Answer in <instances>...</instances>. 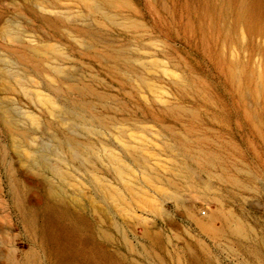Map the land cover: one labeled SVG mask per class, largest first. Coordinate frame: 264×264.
<instances>
[{"label": "rangeland", "instance_id": "1", "mask_svg": "<svg viewBox=\"0 0 264 264\" xmlns=\"http://www.w3.org/2000/svg\"><path fill=\"white\" fill-rule=\"evenodd\" d=\"M28 1L29 0H25V1L24 0H11V1L0 0V19H1L0 29H1V25L2 27H4L5 25H7V23H9V26H11V24L13 26L14 23L18 22L21 24L23 31H25L26 33L28 32V34L30 33L32 34L34 32V35L30 34L31 36L28 34H25L26 36L28 35L27 40L33 37V39L34 38L37 39V40L35 39L36 41H41V39H43V40H47L48 42L51 41V43L62 44L64 45V47L67 48V50L69 51L71 55L74 54L72 56L73 59L70 60L69 62L66 61V63L68 66L72 65L70 67V70H72L73 68L76 70H72V71L69 70V73L73 77L80 79L81 82L83 81L85 83L90 82L89 84H93V86L100 93V96L95 97V99L94 97H90V96L88 97L84 96V99L90 100V101L93 100V102L97 106L98 112L100 111L99 113L109 115V117L112 118L114 121L115 119L116 121L120 119V121H123V123L126 124L127 129H129L130 127L131 129L130 132L135 134L133 137V139H135L134 142L137 145L141 146L142 148V149L140 148V152H143L144 156L146 154L145 157H147V160L151 162L153 166L157 167V169H160V170H157L155 168L154 170L156 172L161 171L159 176L162 179L161 182L163 181V183H160V184H158L159 181L157 180L154 181L155 182L154 184L155 185L157 184V186H159L158 188H156L157 186L152 185L153 182L151 184L146 182V180L144 182L143 180L144 178L142 177L141 174L136 173L134 175L133 171H131V174H129L130 177L127 178L126 176V179L130 181L132 180V183H135L137 181L140 184L143 182L145 185L143 188L144 190L143 191L141 190L140 193L138 194L139 196L142 195V198L140 197L138 198L137 195H134V192L132 190L129 192L130 189L128 190L126 188L127 185L124 184L125 182L122 181V178H120V176L116 173L115 166H114L115 165L114 162H116V160L112 162L114 158L111 159L110 158L111 156H108L110 151H107V153L105 154L107 158L104 156V153H102V157L104 158V159L102 158L103 162L101 161L102 159L101 160L99 159L98 161L97 160L98 158L97 157L95 158L93 156L96 167L95 169H93L90 166V172L92 173V170H96V168H100V170L98 171L102 173L99 174L97 171L98 175L99 176L101 175L102 176L101 178L106 177L110 179L109 181L103 178L102 180L103 181L105 180V181L103 182L100 179L101 180L100 182L105 183V184H108L110 182L109 185L111 186L116 185V188H118L117 189L118 191L116 190V192H120V191L123 192V193L120 192L124 196V197L122 196L123 200L120 199L116 201L115 198H112L111 195L110 197H108L110 192L113 195L114 193L116 194L115 188H112L111 186L109 188L108 185L105 186V184H101L100 182H97L98 180H95L92 177V174L88 172L87 167L81 164L79 165V163L77 162L75 164L73 163L75 166L69 168L70 171L68 173V176L65 177L66 179L69 178L68 180H65V178H63L62 180V178L60 179L59 177H56L55 180H57L59 187H57V182L55 181L51 182L53 184L54 183L56 184V185L54 184V186L57 187L56 191L59 192L58 193L59 196L57 197L58 199L61 196L63 197V195H64V198L66 196L69 198L68 199L66 197L68 201L63 199L62 197L59 199L61 200V202L63 201V203H65L66 206L64 205V207H62L60 206L58 202L53 203L52 200L50 202L49 201L50 199L47 198L48 196L46 195L47 192L45 190H37V191L35 190L34 191L38 195V197L43 199L45 205L52 204V206H54L57 211H60V212L65 211L66 213L70 212L71 213V214L69 213L70 215H77V216L79 215L82 219L83 224L85 223L84 226H86L87 229L88 227H90L87 231H84V230L82 231V234H80L81 237L79 235L78 237L76 236L69 237L68 238L69 243L67 239V243L69 244V246H71V248L73 247L72 249H76L80 247V244L83 243L81 239L85 236H88L90 243L92 245V248H95L103 256H106L107 259H109L110 256H112L111 257L112 259L114 257L113 260L115 261L116 259V261L119 262L120 264H125V263L126 264H129V263L130 264H135V263L136 264H182V263L188 264L190 263V260L191 261L201 260L199 264L201 263L203 264H264V128H263L264 127V105H263V101H261L259 97L256 96L257 99H255V95L247 96L246 94H244L245 95L244 96L243 94H241L242 93L241 88L237 84H233L229 78V66L235 65L238 63V65H235V66L239 67L238 71L242 70V71H239V73L243 74V76L245 77L244 79H246L245 82L248 83L249 80L250 81L252 80L251 81L252 83L249 82V84H251V87L254 88V90L258 87V84H259L258 79L262 73V67H263V61H264V50H263L264 49V37H263L264 34L255 33V34L249 35L247 30L236 29L238 31L235 32L236 30H234L231 37H226L222 32H219L217 34V40L212 41V43L205 46L199 37L200 28H198L200 26L201 12H202L203 4L205 3V0L204 1L201 0L204 3L201 2L200 0H198V2L196 0H190V2L189 0H134V1L133 0H122V1L119 0V2L118 0L117 2L116 0H109V1L105 0L107 2L103 0H92V1L90 0H52L53 2L51 0H47L48 2H46L45 0H42V2H44L46 5L49 6L50 4V7L52 6L55 7V8L52 7L51 9L53 10L55 9V11L57 9L58 10L60 9L58 11L59 13L56 11L58 13V14L56 13L57 15L42 13L40 9L37 7V2H39L40 0H37V1L30 0L29 3ZM113 1L115 2L113 3ZM88 2L91 5H89ZM100 2L104 5L105 9L108 10L106 13H103L106 15L105 16L106 18L112 17V16L114 17L115 15H117L115 13L119 14L120 12L121 15L119 14L116 16V18L118 17L120 20L119 19L115 20L114 19L115 17H114V18H110L112 19V21H109V19L107 20L104 17V15L100 13L98 10L96 9L93 10L95 6L94 4L100 3ZM133 2H135V4ZM3 3L5 4V6ZM85 3L88 6H86ZM10 4H13V5L10 6ZM23 5L24 6L26 5V6L24 7ZM110 5H112V7L114 8L111 7L110 9ZM91 7L93 9H91ZM32 8H34V10ZM4 10L5 11L7 10V11L5 12ZM63 11L66 12V14L68 15H65ZM111 11H112V14H111ZM90 12L91 13L93 12V13L91 14ZM99 13L102 14V17H103L102 19ZM42 14L43 16L41 17ZM69 14L73 18L70 17ZM21 15H24L25 17L24 16L20 17ZM44 15L45 17L50 18L49 21L53 19V22L55 21L58 25L60 24V26L64 28L71 26L70 28L75 29V28H80L81 26V28L83 27L91 31L95 29L97 30V33L99 31L98 34L102 38L103 37L108 38L106 41H115L114 44L116 45H123L127 47V49L131 48L130 51L129 50L126 51L128 55L129 54L131 56L134 55L133 57L136 56V58H140V56L142 55V58L140 59L146 62V69H148V71L140 67V65H138V68L133 66V69L130 67H127L126 69L130 71L131 70L135 71L136 73H139V74L146 75L150 79L151 78L153 79V77L156 76L153 79L154 81L151 79L153 81L152 86L153 85L155 86L153 87L151 86L148 88L147 86H144V85H142L143 87L138 86L136 83H133V82L131 83L127 78H124L123 76L113 73L112 70H109V68H107V66H104L105 64L100 58L94 57V55L92 54L93 50L92 51H88V50L80 51V48L74 45L75 42L73 40L70 41V39L67 38L65 33H62L63 32L62 30L60 31L58 27H55V25L52 24L53 23L52 21H51L52 23L51 22L46 23L44 20ZM60 15L61 16L64 15L66 17L68 16L69 19L71 18L74 20L73 22V20L70 19L72 23L78 22V24H71V21H69L68 17L62 18ZM88 15L90 16L91 20L89 19ZM31 16H34V18ZM123 16H125L123 18L124 20L121 19ZM126 18L128 20H126ZM13 21H16V22L13 23ZM124 21L127 23H125ZM81 22L82 23L87 22L89 24H85V23L79 24ZM61 23H63V25ZM90 23H91V26H89ZM93 24L95 28L93 27ZM148 24L150 27L148 26ZM52 27L53 29L55 28V31L52 30ZM130 29L133 31L134 34L132 33ZM100 32H103V33H100ZM139 35H140V38H139ZM252 35H253V38H251ZM48 37L50 40L47 39ZM162 37L163 38L165 37V38L163 39ZM133 38H135L136 40ZM133 40L136 43H134ZM4 42L5 41L0 37V47L6 44ZM127 44L128 45L132 44V46L131 47L127 46ZM135 44H137L138 46ZM137 48L138 50H136ZM81 53L82 55H80ZM80 57H82L83 59ZM75 59L76 60L78 59V61L80 60L81 64ZM144 59H148V60H144ZM63 62H65V60ZM98 66H100V68H98ZM135 66L137 65L135 64ZM152 66L155 68H153ZM151 67L153 68V70ZM77 69L78 70L80 69V70L77 71ZM90 70L91 72L93 71L94 72L89 73ZM99 71H101V73ZM153 71L156 73V75H151ZM76 72L77 73L79 72V73L77 74ZM96 72L99 74L98 76L99 78L96 76L97 74ZM102 72L105 75H107L109 78L106 77L104 74H102ZM36 73L37 72L35 71L33 72L34 77H35L34 79H36V81L33 80V76H32L31 81L30 79H28L29 80L28 82V80L24 79L23 82L25 81L27 82L26 83L22 82V84L24 85V87H27L28 89L32 91L36 89V86L39 90L46 91L47 86L44 83H42V79H40V76L38 77ZM249 73H251L252 75L251 74L249 75ZM37 80L40 82L39 84L35 83V82L38 83ZM99 80L101 83L103 84L105 83L104 85L106 87L103 84L99 85L100 84ZM124 81H126L125 84H124ZM185 81H187L188 83H191L192 88L195 90L191 91L190 93H186L181 88ZM253 82L255 83V85ZM131 84L133 86H131ZM119 85L121 87H118ZM16 86L18 85L16 84ZM29 86L33 87L34 89L31 87L29 88ZM130 87L131 89H129ZM20 90H19V87H17L13 90H8L7 92L4 91L7 94H4V92L0 90V97H4V96L11 97L7 99V101H5L6 99L1 100L2 102H5V104L4 103H1V104L6 105V106L10 105L11 107L18 108L19 110L32 111V113L34 114L37 113V115H42V119L45 121L46 124L49 123L50 125L52 124L51 126H54L55 125L54 119L49 114H47V112L43 108L42 109L40 108L42 106H40L36 101H32L29 95L28 97L25 96V93H23V91H20ZM138 90L140 92H138ZM143 98L145 100L147 99L146 100L147 102L150 101L149 103H146L148 104L147 106L146 104L144 105L146 101ZM104 99L105 101H103ZM110 99L112 101H110ZM8 100H10V102ZM102 101L105 103V106H107V108L103 106L104 104ZM109 101L111 102V104H109L110 103ZM170 101H172L173 103ZM117 102H119V104ZM163 104H164V107H163ZM110 105L111 106L113 105V108L115 109V111H117L116 113L114 112V109L110 107ZM174 105H180L186 108L187 110H183L180 108L179 109L169 108V106H174ZM249 105H255V106L250 107ZM245 106L248 108H246ZM100 107L103 109H101ZM116 107L117 108L119 107L118 108L119 110ZM260 107H262L263 109ZM238 108L242 110L240 111ZM249 109H251L253 112ZM39 110H41V112ZM139 112H140V115H139ZM147 112L149 115L147 114ZM112 114L114 116L116 115L117 116L114 118ZM249 114H254L255 119L257 120L255 121L252 120ZM132 116H136L137 118L132 117ZM143 118L146 121H144ZM123 119L126 120L127 123H129L128 121L130 120H133L132 121L133 123L134 120L136 119L135 122L138 123L139 126L135 122H134L135 126L132 123L131 125L127 124ZM261 120L263 121L261 122ZM172 121L175 124L171 123ZM43 129L45 130L46 128H43ZM54 129H56L55 131H59L67 136L69 135L68 137H74V139L76 138L83 142L86 141L89 143H93L94 141L97 140L94 145L97 147L100 146V148L103 145L104 146L107 145L105 143L106 141L108 143V148H113V150L116 148L115 150L119 151V153L122 152V155L124 154L122 156L121 154L117 152L121 157H123L124 159H129L133 163L132 167L134 168V171L136 172L141 171V168L140 167L138 168L139 165H137V163L125 151L124 145H120L122 143L120 141L118 142L115 139V136L113 135L112 131L120 133L121 132L120 129H117L115 127L109 128L110 131L108 130L106 134L107 140H105V136L97 137L96 135H93V136L90 135L89 137V135H86L87 137L84 138L85 135L80 136V137L76 135L72 136L66 128H59V129L54 128ZM25 130L30 131L28 128H25ZM39 130L42 132H40ZM44 130H42V128L32 130L35 134L37 133L36 137L39 138L38 141L36 140V143L37 142L39 143V144L37 143L38 145L35 144L37 145L36 148L39 146H42L44 142L46 143L49 142V139H51L50 136L52 137L51 133L49 134L50 131L47 132L46 130L45 131ZM0 132H1L0 133V153L3 155V156L2 155L0 156V171H1L0 175L2 176L0 178L2 179V181H4L6 192H9L10 190L9 182L15 179L14 170L17 168V163L19 166L22 160H24L25 162L27 160L23 159L24 157L21 154H16V152L21 153L20 149H15L12 146H10L12 144L10 141L11 140L10 134L8 136V133H9L8 130L4 128H0ZM109 132L112 134H110ZM185 135L187 136L186 137L187 139L185 138ZM108 137L109 138L112 137V138L108 140ZM181 138L184 142L182 140H179ZM42 139L44 142L42 141ZM190 139L193 141L192 142L189 141ZM215 139H216V142H215ZM16 141L21 142V139L18 138ZM22 141L24 145L26 144L30 147V144H28L27 141H24V140ZM170 143L173 145H171ZM220 144L222 145V147ZM172 146L175 150L178 149L177 152L174 149H172ZM192 148H201L205 150L207 153H211L215 155V157L214 158L210 157L211 158L210 159V158H207V155L206 156L199 155V157L197 158V155L199 153L196 152L195 149H192ZM206 148L208 149L206 150ZM223 149L224 151H222ZM180 152L181 153L183 152L182 153L183 156H181L182 154ZM191 152H193L194 154L190 155ZM4 155L7 160L13 162L14 166L11 164H9L10 166L9 165L3 166L2 159L4 158ZM20 156L22 158L18 161ZM14 157H18V158H14ZM182 157H185V158H182ZM30 160L32 161L33 159L31 158ZM109 160H110V163H109ZM182 160L184 161L182 162ZM203 160H204V163H203ZM29 161L26 162L27 165L31 164L29 163ZM200 161H202L201 164H200ZM205 161H208V162H205ZM216 161L218 162V164L215 163ZM105 162L108 164L105 165ZM209 162L212 164L213 167L211 166ZM188 163H190L189 167H188ZM214 164L216 165L214 166ZM177 165L179 168L177 167ZM180 165H183V166L181 167ZM105 166L107 168L109 167V169L107 170ZM184 166L185 168L187 166L188 169L187 168L184 169ZM23 167L22 169L23 171H25L24 170L25 167L24 168ZM174 167L178 169H175ZM78 168L81 173L78 172L79 171ZM192 168H194L193 170L198 171V172L192 173L193 171ZM8 169H10L11 171L9 172ZM74 169H77L78 171L77 170L74 171ZM180 169L182 173H180ZM183 169L185 171H183ZM206 169L209 172L208 171L204 172L206 171ZM165 170L166 171L168 170L167 172H169L170 170V173L166 174ZM186 170L189 173H187ZM72 171L74 172L73 175H72L73 173ZM82 172L83 173L85 172V173L83 174ZM162 172L165 173V177H168V176L170 177L173 174H177L175 176L176 177L178 176V178L174 176V179L177 182H183L184 177L188 176V174L189 176L190 175L195 176V173H197L196 175L197 178L193 177L192 179L194 182H197L198 188H196L195 190L193 189V191L189 190L191 188L189 189L187 187L182 188L179 191V192L182 191L180 194L181 195L180 198H182V200L180 199L181 202L177 203L178 201L175 198L171 197V195L166 192L167 190L166 191L164 190L167 187L165 185L166 183L170 191L174 190V187L170 188L171 186L166 181L167 179L164 176H162L164 175ZM184 173L186 176L183 175ZM253 173H255V176ZM69 176H75V177H71V178H74V179H71ZM217 176L222 177V178L219 177L221 180ZM135 177L138 179L136 180ZM224 177H225V180H224ZM194 179H196L197 181ZM70 180L72 181V183ZM106 181L108 183H106ZM97 183L98 184L100 183V185H98ZM208 184H211V185H208ZM96 185L99 189L96 187ZM99 186H103V187H99ZM207 186L209 187L207 188ZM105 187H108L111 191ZM60 188H63L64 190ZM206 188L208 189L207 190L208 192L206 191ZM104 189L105 190L107 189L108 191H105ZM25 190L26 189L25 188L23 189V187L19 188L18 186H16L15 192L20 193L21 191H25ZM103 191L106 193L105 195L107 197L103 195L104 194ZM9 195H8L10 199L9 208H7L6 210L5 209L0 210V213H1L0 214L1 215L0 216V229H1L0 233H3V234L5 233L4 234L5 236L3 234H0V241H1L0 242V256H1L0 264H25V262L26 264H48V263L55 264L53 259L50 257L49 246L43 243L40 238V227L42 225V221L40 219L41 217H39V220H37L36 224H32L27 220L25 221L21 219L20 213L18 212V210L16 211L15 209L17 205L15 204L16 206H14V203H12L13 195L11 193ZM75 197L77 198L76 200H75ZM79 198L81 202L78 201ZM133 199H135L136 201ZM217 199L221 200L222 204L219 200L217 201ZM182 201H184V203ZM113 202L114 203L117 202L118 206L117 204H114ZM125 202L129 206L125 204ZM129 202L130 203L132 202V203L129 204ZM95 204H98V205H95ZM120 204L121 206H123V209L121 208V206H119ZM93 205L95 207H93ZM44 207L45 206L43 205L42 208L40 207L41 209L38 208L39 210L38 213ZM69 207L71 210L70 209L68 210ZM124 207L126 209L129 208L128 211L125 210ZM186 208L189 210V212L187 211ZM72 210H73V213H72ZM208 210H211L214 213L218 214L219 219L221 218V220L218 219L217 221L214 222L212 230L202 231L200 227L197 225V223L192 219L189 213L193 212L194 214H196L197 217L202 219L204 222H207L208 217H206L204 213L208 212ZM60 212L58 213L60 214ZM229 212L232 213L233 218L231 214L229 215ZM15 217L17 220H14ZM60 223L64 227H67L69 229L67 225L63 224L62 222ZM7 224H9V226ZM92 225L96 231L93 229ZM2 229L3 230L6 229V231L3 232ZM100 229L102 230L104 234H102ZM7 230H8V233H7ZM232 231L234 233H231ZM8 234H9V237H7ZM102 235L105 237H103ZM3 237L5 238L3 239ZM198 241H201L202 243ZM203 241H205L204 244H203ZM3 243H4V246H3ZM98 244L100 246H98ZM198 244H199V247H198ZM187 246H190V249H191L190 251L192 252L191 254L193 256L189 253L190 252L188 249L189 247L187 248ZM133 248L134 250L132 251ZM184 248H186L187 250ZM147 252L150 253V255H148ZM23 255L25 257H21ZM194 255L196 256V259H194L195 258ZM183 259L185 260V262ZM2 260H3V263L1 262ZM180 261L182 263H180Z\"/></svg>", "mask_w": 264, "mask_h": 264}, {"label": "bare ground", "instance_id": "2", "mask_svg": "<svg viewBox=\"0 0 264 264\" xmlns=\"http://www.w3.org/2000/svg\"><path fill=\"white\" fill-rule=\"evenodd\" d=\"M11 1V0H9ZM25 1V0H24ZM30 1V0H29ZM28 1V3H29ZM37 1V0H35ZM34 1V2H35ZM46 2H48L47 0H45ZM52 1V0H51ZM50 1V2H51ZM92 1V0H90ZM105 1V0H103ZM102 1V2H103ZM109 1V0H108ZM122 1V0H120ZM134 1V0H133ZM198 2V0H196ZM201 1V0H200ZM204 1V0H203ZM201 1V2H203ZM15 2V1H13ZM27 2V1H26ZM53 2V1H52ZM107 2V1H105ZM115 1H113L114 3ZM117 2V0H116ZM119 2V0H118ZM190 2V0H189ZM18 3V2H17ZM21 3V1H20ZM84 3V2H83ZM91 3V2H90ZM135 4V2H133ZM182 3V2H181ZM194 3V2H193ZM200 3V2H199ZM204 3V2H203ZM4 4V3H3ZM34 4V3H33ZM49 4V3H48ZM89 4V2H88ZM94 4V3H93ZM97 4V5H96ZM94 4V9L91 7V9L93 10H98L100 13H106L108 10L105 9L104 5L100 2V3H96ZM162 4V3H161ZM183 4V3H182ZM13 5V4H10V6ZM19 5V4H18ZM36 5V3H35ZM86 5V3H85ZM91 5V4H89ZM179 5V4H178ZM190 5V4H189ZM5 6V4H4ZM22 6V4H21ZM24 6V5H23ZM26 6V5H25ZM24 6V7H25ZM88 6V5H86ZM106 6V5H105ZM184 6V5H183ZM37 7L40 9V11L42 13H47V14H56L59 10L57 9L55 11V9H51L52 7H50V4L49 6L46 5L44 2H42V0H40L39 2H37ZM112 5H110V9H111ZM199 7V6H198ZM28 8V6H27ZM55 8V7H54ZM107 8V7H106ZM114 8V7H112ZM190 8V7H189ZM197 8V6H196ZM195 8V9H196ZM201 8V6H200ZM34 10V8H32ZM90 9V8H89ZM109 9V8H108ZM182 9V7H181ZM191 9V8H190ZM24 10V9H23ZM176 10V9H175ZM200 10V9H199ZM5 11V10H4ZM7 11V10H6ZM5 11V12H6ZM61 12V11H60ZM110 12V11H109ZM115 12V11H114ZM153 12V11H152ZM194 12V11H193ZM59 13V12H58ZM57 13V14H58ZM63 13H65V15H68L66 14V12L63 11ZM91 13V12H90ZM93 13V12H92ZM91 13V14H92ZM99 13V14H100ZM192 13V12H191ZM56 14V15H57ZM61 14V13H60ZM98 14V13H97ZM102 14L101 15V19L103 18L102 17ZM110 14V13H109ZM111 14H112V11H111ZM110 14V15H111ZM117 15L119 14L118 13H115ZM176 14V13H175ZM20 15V14H19ZM38 15V14H37ZM40 15V14H39ZM46 15V14H45ZM44 15V20L46 23H49V22H53V19L51 21L50 18L48 17H45ZM90 15V14H89ZM88 15V16H89ZM104 17L106 16L105 14H103ZM108 15V13H107ZM115 15L114 17H108L106 18L107 20L109 19V21H112V19L110 18H114L115 20L116 19H119L118 17L116 18ZM121 15V14H120ZM167 15V14H166ZM180 15V14H179ZM191 15V14H190ZM6 16V15H5ZM24 15H21L20 17H23ZM43 16V14L41 15V17ZM47 16V15H46ZM49 16V15H48ZM54 16V15H53ZM61 16V15H60ZM70 16V14H69ZM85 16V15H84ZM87 16V17H88ZM91 16V15H90ZM90 16H89V19H90ZM95 16V15H94ZM97 16V15H96ZM178 16V15H177ZM25 17V16H24ZM30 17V16H29ZM34 18V16H31ZM39 17V16H37ZM62 18L63 17H66V16H61ZM68 17V16H67ZM66 17V18H67ZM72 17V16H70ZM86 17V16H85ZM99 17V16H98ZM125 16H123L121 19L124 20ZM129 17V16H128ZM138 17V16H137ZM47 18V19H45ZM73 18V17H72ZM196 18V17H194ZM193 18V19H194ZM198 18V17H197ZM56 19V18H55ZM65 19V18H64ZM69 19V17H68ZM67 19V20H68ZM71 19V18H70ZM73 20V19H71ZM113 19V20H114ZM131 19V17H130ZM27 20V19H26ZM35 20V19H34ZM85 20V19H83ZM87 20V19H86ZM91 20V19H90ZM93 20V19H92ZM114 20V21H115ZM120 20V19H119ZM121 20V21H122ZM126 20H128L126 18ZM1 21V19H0ZM18 21V20H17ZM59 21V20H58ZM105 21V20H104ZM179 21V20H178ZM198 21V20H197ZM196 21V22H197ZM10 22V21H9ZM16 22V21H13V23ZM30 22V21H29ZM51 22V23H52ZM67 22V21H65ZM74 22V20H73ZM89 22V21H87ZM85 23V22H81L79 24H89V23ZM92 22V21H91ZM94 22V21H93ZM125 22V21H124ZM129 22V21H128ZM11 23V22H10ZM50 23V24H51ZM99 23V21H98ZM111 23V22H110ZM127 23V22H125ZM160 23V22H159ZM30 24V23H29ZM28 24V25H29ZM53 25H55V27H58V29L61 31H63L62 33H65V35L67 36L68 39L73 40L75 42L74 45L78 46L80 48V51H92V54L94 55L95 58H100L103 63L105 64L104 66H107V68H109V70H112L113 73L117 74V75H120V76H123L124 78H127L131 83H136L138 86H147L148 87H151L152 86V82L154 81L153 79L156 77H153V81L148 78L146 75H143V74H139V73H136L135 71H130V70H127L126 68L127 67H130L133 69V66L134 67H137L138 68V65H140V67H142L143 69H145L146 71H148V69H146V62H144L143 60H141L140 58H142V55L140 56V58H136L131 56L130 54L128 55L126 53L127 50L130 51L131 48L127 49V47L123 46V45H116L114 44L115 41H106L108 38H102L98 33H97V30H95L94 28V24H93V31L89 30V29H86V28H75V29H72L70 27H61L60 24L58 25L55 21L52 23ZM63 25V23H61ZM71 24H78V22L76 23H72L71 21ZM97 24V22H96ZM113 24V22H112ZM116 24V23H114ZM152 24V23H151ZM26 25V24H25ZM27 25V26H28ZM47 25V24H46ZM66 25V24H65ZM70 25V24H69ZM99 25V24H98ZM97 25V26H98ZM108 25V24H107ZM123 25V24H121ZM33 26V25H32ZM37 26V25H36ZM48 26V25H47ZM75 26V25H74ZM78 26V25H76ZM87 26V25H86ZM91 26V23L90 25ZM109 26V25H108ZM107 26V27H108ZM149 26V24H148ZM184 26V25H183ZM31 27V26H30ZM34 27V26H33ZM46 27V26H45ZM51 27V26H50ZM49 27V28H50ZM150 27V26H149ZM35 28V27H34ZM64 28V29H63ZM88 28V27H87ZM90 28V27H89ZM92 28V27H91ZM131 28V27H130ZM154 28V27H153ZM197 28V26H196ZM200 28L199 29V37L202 41V43L206 46L210 43H212V41H215L217 40V34L219 32H222L226 37H231L232 34H233V31L236 30V29H242V30H247L248 31V34L251 35V34H258V33H261V34H264V0H205V3L203 4V9H202V12H201V18H200V26L198 27ZM31 29V28H30ZM29 29V30H30ZM100 29V27H99ZM103 29V28H102ZM158 29V27H157ZM174 29V28H173ZM27 30V29H26ZM41 30V29H39ZM52 30L55 31V28L53 29L52 27ZM131 30V29H130ZM129 30V32H130ZM155 30V29H154ZM182 30V29H181ZM127 31V30H126ZM132 31V30H131ZM238 30H236L235 32H237ZM37 32V31H36ZM39 32V31H38ZM144 32V31H143ZM142 32V33H143ZM30 33V32H29ZM40 33V32H39ZM38 33V34H39ZM52 33V32H50ZM56 33V32H55ZM100 33H103V32H100ZM106 33V32H105ZM104 33V35H105ZM133 33V31H132ZM155 33V32H154ZM25 34H28V32L26 33L25 31H23L22 29V26L20 23L16 22L14 23V25L12 26H9V23H7V25H5L4 27H2L1 25V29H0V37L5 41L3 46L0 47V90L1 91H5L7 92L8 90H13L17 87H19V90L20 91H23V93H25V96L28 97V95L31 97V100L32 101H36L40 106L41 109L43 108L47 114H49L53 119H54V122H55V125L54 126H51L49 123V125H47L45 123V121L42 119V115H37L32 113V111H24V110H19L18 108H14V107H11L10 105L9 106H6V105H2L1 103H4L5 102H2L1 100H5L7 101V99L11 98V97H7V96H4V97H0V128H4V129H7L8 130V136L10 134V138H11V144L10 146H12L13 148L15 149H20V152L21 153H17L16 154H21L27 161H29L31 158L33 159L31 162L29 161V163H31L30 165H27V161L25 162L24 160H22V162H20L19 166H18V163H17V168L14 170V177L15 179H13L11 182H9L10 184V190L9 192H6V187H5V184H4V181H2V179L0 178V210L1 209H7L9 208V205H10V199H9V194L11 193L13 195V201L12 203H14V206L16 211L18 210V212L20 213V217L21 219L23 220H27L29 221L30 223L32 224H36L37 223V220H39V217H41V221H42V225L40 227V238L42 240L43 243H45L46 245L49 246L50 248V257L53 259L54 263L55 264H120L119 262L113 260L111 258L112 256L109 257V259H107L106 256H103L101 253H99V251H97L95 248H92V245L90 243V240H89V237L88 236H85L83 237L81 240L83 241V243L80 244V247L76 248V249H72L71 246H69V237L71 236H76L78 237V235L80 236V234H82V231H87L90 227H87L84 226L83 222H82V219L81 217L78 215H70L69 213H66L65 211H57L56 208L54 206L49 205V204H44V201L42 198L38 197V195L34 192L35 190H45L47 192V198H49L50 202L51 200L53 201V203H59L60 206L64 207V205L66 206L65 203H63V201L61 202V200H59L57 197L59 196V192L56 191L57 187L58 186V182L56 179V177H59L60 179L62 178H65L66 176H68V173L70 171V167H73L75 166L74 164L77 162L79 163V165H83L85 167H87L88 169V172H90V166L91 168L95 169V162H94V159H93V156L96 158H98L97 160L99 161V159L101 160L103 157H102V153H104V156L105 154L107 153V151H110V153L108 154V156H111L110 158L113 159L112 162H114V160H116L115 163V171L116 173L120 176V178H122V181H124L123 183L126 184V188L129 190V192L132 190L134 192V195H137L138 198H142V195H138L140 193V191L144 190V183H140L139 182H135V183H132V180H128L126 179V176L127 178L130 177L129 174H131V171H133L134 175L137 173V174H141L142 177L144 178V182L146 180V182H148L149 184H151L152 182V185L153 186H157V184L155 185L154 181H159L158 184L160 183H163V181L161 182V177L159 176L160 172H156L154 169L157 167L153 166L151 164V162H149L147 160V157L146 154L144 156V153L143 152H140V148L141 146L137 145L133 139L134 137V133L130 132V127L129 129L126 128V124L123 123V121H120V119L118 121H115L109 117V115H105V114H102V113H99L98 112V109H97V106L96 104L90 100H86L84 99V96L88 97H99L100 96V93L99 91L93 86V84H89V83H85L84 81L81 82L80 79H77L75 77H73L70 73H69V70H70V67L72 66H68L66 61H70L73 59V55H71L69 53V51L67 50L66 47H64V45L62 44H56V43H51L48 42L47 40H43L41 39V41H36L37 39L33 37L30 38L29 40L28 39V34L27 36ZM34 35V32L32 33ZM31 34V35H32ZM58 34V33H57ZM55 34V35H57ZM134 34V33H133ZM138 34V33H137ZM156 34V33H155ZM161 34V33H159ZM30 35V36H31ZM36 35V34H35ZM46 35V34H45ZM62 35V34H61ZM107 35V34H106ZM158 35V34H157ZM156 35V36H157ZM108 36V35H107ZM106 36V37H107ZM112 36V35H111ZM110 36V37H111ZM40 37V36H39ZM46 37V36H45ZM65 37V36H64ZM116 37V36H115ZM158 37V36H157ZM198 37V36H197ZM235 37V36H234ZM264 37V36H263ZM38 38V36H37ZM114 38V37H113ZM139 38H140V35H139ZM161 38V36H160ZM163 38V37H162ZM165 38V37H164ZM163 38V39H164ZM167 38V37H166ZM250 38V37H249ZM253 38V35L252 37ZM36 39V40H35ZM45 39V38H44ZM49 39V37L47 38ZM135 39V38H133ZM197 39V38H196ZM39 40V39H38ZM50 40V39H49ZM132 40V39H131ZM136 40V39H135ZM225 41V40H224ZM58 42V41H57ZM61 42V41H60ZM59 42V43H60ZM121 42V41H120ZM134 42V40H133ZM223 42V41H222ZM227 42V41H226ZM225 42V43H226ZM51 43V44H50ZM63 43V42H62ZM67 43V42H66ZM132 43V42H131ZM136 43V42H134ZM68 44V43H67ZM70 44V43H69ZM133 44V43H132ZM132 44L128 45L127 46H132ZM139 44V43H137ZM135 44V45H137ZM201 44V43H200ZM71 45V44H70ZM100 45V46H99ZM72 46V45H71ZM134 46V45H133ZM138 46V45H137ZM202 46V45H201ZM73 48V47H72ZM134 48V47H133ZM142 48V47H141ZM140 48V49H141ZM215 48V47H214ZM91 49V50H89ZM144 49V48H143ZM138 50V48L136 49ZM142 50V49H141ZM264 50V49H263ZM135 52V51H133ZM138 52V51H137ZM143 52V51H142ZM141 52V53H142ZM145 52V51H144ZM89 53V52H87ZM136 54V53H135ZM82 55V53L80 54ZM76 57V56H75ZM82 58V57H80ZM84 58V56H83ZM82 58V59H83ZM145 58V57H144ZM180 59V58H179ZM65 60V62H63ZM76 60V59H75ZM144 60H148V59H144ZM178 60V59H177ZM78 61V59L76 60ZM92 61V60H91ZM79 63L81 62L80 60L78 61ZM77 62V63H78ZM98 62V61H97ZM100 62V61H99ZM83 63V62H82ZM149 63V62H148ZM81 64V63H80ZM97 64V63H95ZM102 64V63H101ZM135 64L137 66H135ZM183 64V63H182ZM228 64V63H227ZM70 65V64H69ZM149 65V64H148ZM235 65H238L235 64ZM235 65H230L229 66V78L231 80V82L233 84H237L241 90H242V93L241 94H246L247 96L248 95H255V99L256 96L259 97V99L261 101H263V105H264V61H263V67H262V73L261 75L259 76V84H258V87L254 90V88L251 87V84H249V82H251L249 80L248 83L245 82L246 79H244L245 77L243 76V74L239 73V71H242V70H239V67L235 66ZM262 65V64H261ZM85 66V65H84ZM87 66V64H86ZM96 66V65H95ZM156 66V65H155ZM240 66V65H239ZM153 67V66H152ZM151 67V68H152ZM98 68H100V66H98ZM105 68V67H104ZM155 68V67H153ZM152 68V70H153ZM185 68V67H184ZM95 69V68H94ZM72 70H76V69H72ZM70 70V71H72ZM80 70V69H79ZM77 69V71H79ZM87 70V69H86ZM97 70V69H96ZM101 70V69H100ZM105 70V69H104ZM150 70V68H149ZM186 70V69H184ZM37 72L36 75L39 77L40 76V79H42V83H44L46 86H47V89L46 91H43V90H39L36 86V89L35 90H30L28 89L27 87H24V85L22 84V82L25 80H28L30 79V81L32 80V76H33V80L36 81V79H34V74L33 72ZM103 71V70H102ZM106 71V70H105ZM155 71V70H154ZM153 71V73H155ZM91 72V70L89 71V73ZM94 72V71H93ZM91 72V73H93ZM101 73V71H99ZM107 72V71H106ZM144 72V71H143ZM77 73V72H76ZM79 73V72H78ZM77 73V74H78ZM97 73V72H96ZM108 73V72H107ZM150 73V71H149ZM151 74V75H156L155 74ZM98 74V73H97ZM96 76L98 77L99 74ZM102 74H104L102 72ZM198 74V73H197ZM251 73H249L250 75ZM74 75V74H73ZM105 75V74H104ZM103 75V76H104ZM247 75V73H246ZM252 75V74H251ZM75 76V75H74ZM106 77H108L107 75H105ZM42 77V78H41ZM78 77V76H77ZM91 77V76H90ZM116 77V76H115ZM119 77V76H118ZM249 77V76H248ZM252 77V76H251ZM250 77V78H251ZM80 78V77H79ZM99 78V77H98ZM102 78V77H101ZM109 78V77H108ZM121 78V77H120ZM118 78V79H120ZM253 78V77H252ZM83 79V78H82ZM116 79V78H114ZM249 79V78H248ZM79 80V81H78ZM86 80V78H85ZM93 80V79H92ZM122 80V79H121ZM33 81V82H34ZM38 81V80H37ZM96 81V80H95ZM98 81V80H97ZM102 81V80H101ZM157 81V80H156ZM192 81V80H191ZM27 81L23 82V83H26ZM29 82V80H28ZM32 82V83H33ZM87 82V81H86ZM100 82V80H99ZM126 81H124V84H125ZM36 84H39L40 82L38 81L35 82ZM108 83V82H107ZM185 83V84H184ZM182 85V89L186 92V93H190L191 91L195 90L192 88V85L191 83H188L187 81H185ZM252 83V82H251ZM254 83V82H253ZM16 84L18 86H16ZM28 84V83H27ZM31 84V83H30ZM29 84V85H30ZM34 84V83H33ZM103 83L100 82L99 85H102ZM105 84V83H104ZM103 84V85H104ZM115 84V83H114ZM119 84V83H118ZM117 84V85H118ZM159 84V83H158ZM193 84V83H192ZM32 85V84H31ZM41 85V84H40ZM160 85V84H159ZM255 85V83H254ZM33 86V85H32ZM105 86V85H104ZM109 86V85H107ZM126 86V85H125ZM130 86V85H129ZM131 86H133L131 84ZM155 86V85H153ZM152 86V87H153ZM31 86H29L30 88ZM43 87V86H42ZM103 87V86H102ZM106 87V86H105ZM118 87H121L120 85ZM127 87V86H126ZM143 87V86H142ZM158 87V85H157ZM155 87V88H157ZM230 87V86H229ZM33 88V87H31ZM40 88V87H39ZM98 88V87H97ZM133 88V87H132ZM231 88V87H230ZM229 88V89H230ZM34 89V88H33ZM131 89V87L129 88ZM134 89V88H133ZM141 89V88H140ZM145 89V88H144ZM150 89V88H149ZM232 89V88H231ZM100 90V89H99ZM122 90V89H121ZM137 90V89H135ZM155 90V89H154ZM15 91V90H14ZM111 91V90H110ZM133 91V90H131ZM146 91V90H145ZM151 91V90H150ZM4 94H7L5 93ZM11 92V91H9ZM138 92H140L138 90ZM144 92V91H143ZM155 92V91H153ZM232 92V91H231ZM21 93V92H20ZM114 93V91H113ZM125 93V92H124ZM151 93V92H150ZM142 94V93H141ZM146 94V93H145ZM236 94V93H235ZM11 95V94H10ZM144 95V94H143ZM142 95V96H143ZM9 96V95H8ZM202 96V95H201ZM231 96V95H230ZM245 96V95H244ZM104 97V96H103ZM123 97V96H122ZM125 97V96H124ZM234 97V96H233ZM236 97V96H235ZM114 98V97H113ZM112 98V100H113ZM127 98V97H126ZM147 98V97H146ZM93 99V98H92ZM109 99V98H108ZM107 99V100H108ZM144 99V98H143ZM149 99V98H148ZM233 99V98H232ZM236 99V98H235ZM243 99V97H242ZM245 99V98H244ZM11 100V99H10ZM10 100H8L10 102ZM106 100V101H107ZM110 99V101H112ZM121 100V99H120ZM125 100V99H124ZM145 100V99H144ZM147 100V99H146ZM145 100V101H146ZM179 100V99H178ZM177 100V101H178ZM181 100V99H180ZM248 100V99H247ZM246 100V101H247ZM105 101V99L103 100ZM102 101V102H103ZM109 101V102H110ZM122 101V100H121ZM239 101V100H238ZM256 101V100H255ZM125 102V101H124ZM134 102V101H133ZM150 102V101H149ZM149 102H145L144 105L146 103H149ZM168 102V101H167ZM172 102V101H170ZM176 102V101H175ZM240 102V101H239ZM7 103V102H6ZM35 103V102H34ZM115 103V102H114ZM119 104V102H117ZM123 103V102H122ZM169 103V102H168ZM173 103V102H172ZM185 103V102H184ZM234 103V102H233ZM237 103V102H236ZM245 103V101H244ZM104 104V105H103ZM103 106H105V103L103 102ZM107 104V103H106ZM111 104V102L109 103ZM113 104V103H112ZM130 104V103H129ZM175 104V103H174ZM235 104V103H234ZM243 104V103H242ZM255 104V103H254ZM259 104V102H258ZM108 105V104H107ZM121 105V104H120ZM148 104H146L147 106ZM168 105V104H167ZM170 105V104H169ZM196 105V104H195ZM248 105V104H247ZM257 105V104H256ZM101 106V104H100ZM115 106V104H114ZM123 106V105H122ZM236 106V105H235ZM238 106V105H237ZM250 107L251 106H255V105H249ZM260 106V105H259ZM18 107V106H17ZM107 108V106H105ZM110 107L113 108V105ZM126 107V106H125ZM132 107V106H131ZM163 107H164V104H163ZM246 107V106H245ZM39 108V109H40ZM101 108V107H100ZM117 108V107H116ZM119 108V107H118ZM117 108V109H118ZM121 108V106H120ZM170 109H183V110H187L186 108L180 106V105H174V106H169ZM243 108V107H241ZM248 108V107H246ZM258 108V107H257ZM262 108V107H260ZM21 109V108H20ZM103 109V108H101ZM114 109V108H113ZM112 109V110H113ZM134 109V108H132ZM217 109V108H216ZM239 109V108H238ZM263 109V108H262ZM105 110V109H104ZM111 110V111H112ZM119 110V109H118ZM123 110V109H122ZM240 110V109H239ZM242 110V109H241ZM240 110V111H241ZM251 110V109H249ZM254 110V108H253ZM41 112V110H39ZM106 111V110H105ZM137 111V109H136ZM252 111V110H251ZM114 112L116 113L117 111H115L114 109ZM123 112V111H122ZM135 112V111H133ZM146 112V111H145ZM253 112V111H252ZM108 113V112H107ZM190 113V112H189ZM255 113V112H254ZM114 114V113H113ZM112 114V115H113ZM148 114V112H147ZM46 115V113H45ZM116 115V114H115ZM119 115V114H118ZM139 115H140V112H139ZM149 115V114H148ZM261 115V114H260ZM117 116V115H116ZM116 116L113 115V117L115 118ZM128 116V115H127ZM131 116V115H130ZM129 116V117H130ZM205 116V114H204ZM250 118L252 120H257L255 119V115L254 114H249ZM122 117V116H121ZM125 117V116H124ZM132 117H136V116H132ZM139 117V116H138ZM150 117V116H149ZM137 118V117H136ZM219 118V116H218ZM122 119V118H121ZM131 119V118H130ZM142 119V118H141ZM146 119V118H145ZM168 119V118H167ZM259 119V118H258ZM49 120V119H48ZM52 120V119H51ZM124 120V119H123ZM136 120V119H135ZM134 120V122H135ZM144 120V118H143ZM220 120V119H219ZM126 123L127 121L124 120ZM131 121V122H130ZM128 121L129 123L127 124H130L132 123L133 120H130ZM146 121V120H144ZM143 121V122H144ZM153 121V120H152ZM263 120H261L262 122ZM134 122L132 124H134ZM142 122V121H141ZM151 122V121H150ZM260 122V121H258ZM257 122V123H258ZM51 123V122H50ZM136 123V122H135ZM156 123V122H155ZM159 123V122H158ZM161 123V122H160ZM170 123V121H169ZM171 123H174L173 121ZM138 126L139 124L136 123ZM142 124V123H141ZM175 124V123H174ZM178 124V123H177ZM260 124V123H259ZM143 125V124H142ZM145 125V124H144ZM135 126V124H134ZM261 126V125H260ZM259 126V127H260ZM117 128V129H120L121 132H113V135L115 136V139L119 142H121L122 144L120 145H124V149L125 151L130 155V157L137 163L138 168L140 167L141 168V171H134V168L132 167V162L129 160V159H124L123 157H121L119 154L122 155V152L119 153V151L117 150H113V148H108V143L105 141V143L107 145H103L104 142H103V146L100 148V146H95V142L97 141H94L93 143H89V142H83L79 139H74V137H68L67 135L59 132V131H55L56 129L54 128H66L69 133L73 136H84V138H86L87 136L86 135H96L97 137L98 136H105V140H107L106 138V134H107V131L109 130V128ZM212 127V126H211ZM25 128H28L30 131H27L25 130ZM42 128V130H44L43 128H46L45 130L49 132V134L51 133L52 137L50 136L51 139H49V142H44L43 139L42 141L44 142V144H42V146H39L36 148V146L39 144L36 143V140L38 141L39 138L36 137L37 136V133L35 134L32 130H36V129H40ZM53 128V129H52ZM160 128V127H159ZM163 128V127H162ZM180 128V127H179ZM264 128V127H263ZM3 130V129H2ZM44 130V131H45ZM114 130V129H113ZM133 130V129H132ZM4 131V130H3ZM40 131V130H39ZM65 131V130H64ZM63 131V132H64ZM110 131V130H109ZM5 132V131H4ZM36 132V131H35ZM42 132V131H40ZM141 132V131H140ZM178 132V131H177ZM1 133V132H0ZM66 133V132H65ZM68 133V134H69ZM110 133V132H109ZM110 133V134H112ZM196 133V132H195ZM5 134V133H4ZM48 134V135H49ZM44 135V134H43ZM163 135V133H162ZM179 135V134H177ZM184 135V134H182ZM198 135V134H197ZM6 136V135H5ZM109 136V134H108ZM112 136V135H110ZM112 136V137H114ZM138 136V135H137ZM189 136V135H188ZM88 137V138H89ZM96 137V138H97ZM112 137H108V140L111 139ZM183 137V136H181ZM187 136L185 135V138ZM207 137V136H206ZM5 138V137H4ZM3 138V140H4ZM20 138L21 139V142H17L16 140ZM38 138V139H36ZM48 138V137H46ZM184 138V139H185ZM169 139V138H168ZM187 139V138H186ZM195 139V138H194ZM197 139V138H196ZM200 139V138H199ZM27 141L28 144H30V147L28 145H24V143H22L23 141ZM90 140V139H89ZM99 140V138H98ZM101 140V139H100ZM103 140V139H102ZM139 140V138H138ZM179 140H182L179 139ZM211 140V138H210ZM88 141V140H87ZM183 141V140H182ZM189 141H193V140H189ZM205 141V140H204ZM26 142V143H27ZM40 142V141H39ZM42 142V143H43ZM184 142V141H183ZM190 142V143H191ZM197 142V141H196ZM199 142V141H198ZM203 142V141H202ZM215 142H216V139H215ZM218 142V141H217ZM195 143V142H193ZM37 144V145H35ZM167 144V143H166ZM171 144V143H170ZM168 144V145H170ZM192 144V143H191ZM198 144V143H197ZM217 144V143H216ZM6 145V144H5ZM32 145V147H31ZM97 145V144H96ZM173 145V144H171ZM175 145V144H174ZM179 145V144H178ZM187 145V144H186ZM221 145V144H220ZM218 145V146H220ZM181 146V145H180ZM111 147V146H109ZM179 147V146H178ZM212 147V146H211ZM222 147V145H221ZM144 148V147H143ZM209 148V147H208ZM206 148V150L208 149ZM9 149V148H8ZM12 149V148H11ZM142 149V148H141ZM172 149L173 146H172ZM181 149V148H179ZM192 149H195L196 152H198L199 154L197 155V158L199 157V155L201 156H206L207 155V158H214L215 155L211 154V153H207L205 150L201 149V148H192ZM225 149V147H224ZM224 149L222 151H224ZM175 150V149H174ZM172 150V151H174ZM178 150V149H177ZM177 150H175L177 152ZM213 150V149H212ZM219 150V149H218ZM231 150V149H230ZM19 151V150H18ZM124 151V152H125ZM217 151V149H216ZM229 151V150H228ZM119 154H118V153ZM123 152V153H124ZM139 153V154H137ZM181 153V152H180ZM183 153V152H182ZM181 153V154H182ZM224 153V152H223ZM186 154V153H185ZM191 154H194L193 152L190 153ZM2 154L0 153V156ZM124 155V154H123ZM122 155V156H123ZM127 155V154H126ZM3 156V155H2ZM17 156V155H15ZM148 156V155H147ZM183 156V154L181 155ZM231 156V155H230ZM12 157V156H11ZM106 157V156H105ZM186 157V156H185ZM185 157H182V158H185ZM14 158H18V157H14ZM22 157L20 156L18 161L21 159ZM107 158V157H106ZM190 158V157H189ZM210 158V159H211ZM217 158V157H216ZM29 159V160H28ZM104 159V158H103ZM103 159L101 160L103 162ZM131 159V160H132ZM202 159V158H200ZM224 159V158H223ZM17 160V159H16ZM192 160V159H190ZM194 160V159H193ZM196 160V159H195ZM199 160V159H198ZM205 160V159H204ZM204 160H203V163H204ZM100 161V162H101ZM184 160H182L183 162ZM230 161V160H229ZM233 161V160H232ZM176 162V161H175ZM189 162V161H188ZM202 161H200V164H201ZM205 162H208V161H205ZM213 162V161H212ZM74 163V164H73ZM98 163V162H97ZM109 163H110V160H109ZM210 163V162H209ZM216 164H218V162L216 161L215 162ZM229 163V162H227ZM2 164L3 166H8L9 164L13 165V162L12 161H9L6 159L5 155H4V158L2 159ZM16 164V163H15ZM101 164V163H100ZM104 164V163H103ZM102 164V166H103ZM108 164L105 162V165ZM182 164V163H181ZM187 164V163H186ZM189 164L188 163V167H189ZM211 164V163H210ZM214 164V166L216 165ZM99 165V164H98ZM113 165V163H112ZM196 165V164H195ZM204 165V164H203ZM209 165V164H208ZM220 165V164H219ZM218 165V166H219ZM223 165V164H222ZM221 165V166H222ZM10 166V165H9ZM25 168H24V167ZM108 166V165H107ZM110 166V165H109ZM181 167L183 165H180ZM191 166V165H190ZM206 166V165H205ZM212 166V164H211ZM237 166V165H236ZM22 167L24 168L25 171H23ZM178 167V165H177ZM188 167L186 166V168L188 169ZM213 167V166H212ZM8 168V167H7ZM10 168V167H9ZM75 168V167H74ZM105 168L108 170L109 167L107 168L105 166ZM136 168V169H138ZM175 168V167H174ZM179 168V167H178ZM178 168H175V169H178ZM185 166H184V169H186ZM195 168V167H194ZM192 168V170L194 169ZM199 168V167H198ZM197 168V169H198ZM208 168V167H207ZM11 169V168H10ZM10 169L9 172L11 171ZM183 169V171H185ZM191 169V167H190ZM196 169V168H195ZM240 169V168H239ZM77 170V169H74V171ZM79 170V168H78ZM77 170V171H78ZM100 168H96V170H92V173L90 172V174H92V177L95 179V180H98L97 182H100L103 178H105V180H109L108 178L106 177H103L101 178L102 176L98 175V173H102L100 171ZM157 170H160V169H157ZM164 170V169H163ZM162 170V171H163ZM201 170V169H200ZM210 170V169H209ZM212 170V169H211ZM215 170V169H214ZM213 170V171H214ZM241 170V169H240ZM243 170V169H242ZM7 171V170H6ZM83 171V169H82ZM98 171V173H97ZM111 171V170H110ZM109 171V172H110ZM166 171V170H165ZM164 171V172H165ZM168 171V170H167ZM165 172L166 174L167 173H170V170L169 172ZM190 171V170H189ZM204 171V170H203ZM208 170L206 169V171L204 172H207ZM220 171V170H219ZM73 172V171H72ZM79 173L80 170L78 171ZM175 172V171H174ZM177 172V171H176ZM187 172V170H186ZM191 172V171H190ZM194 172H198V171H195L193 170L192 173ZM209 172V171H208ZM221 172V171H220ZM229 172V171H228ZM1 173V171H0ZM83 173V172H82ZM85 173V172H84ZM83 173V174H84ZM163 173V172H162ZM161 173V175H162ZM165 173H163L165 177ZM180 173H182L181 169H180ZM179 173V174H180ZM189 173V172H187ZM200 173V171H199ZM211 173V172H210ZM217 173V172H216ZM239 173V172H238ZM249 173V171H248ZM251 173V172H250ZM74 174V172L72 173V175ZM87 174V173H86ZM89 174V173H88ZM172 174V173H171ZM212 174V173H211ZM223 174V173H222ZM254 176H255V173H253ZM78 175V173H77ZM105 175V174H104ZM133 175V176H134ZM177 175V174H173L172 176H168V177H165L168 182V184L171 186L170 188L174 187V190H171L169 189L167 183L165 184L167 187V189L165 188L164 190L171 195V197L175 198L179 203L181 202L180 199L182 200L181 197V192H179L182 188H191L189 190H192L193 189L195 190L197 187V182H194L193 181V177L197 178V173H195V176L193 175H190L188 174V176L185 175V173L183 174L184 176V181L183 182H177L175 179H174V176ZM218 175V174H217ZM226 175V174H225ZM238 175V174H237ZM80 176V175H79ZM132 176V177H133ZM181 176V175H180ZM213 176V175H212ZM221 176V175H220ZM220 176H217L218 178ZM224 176V175H223ZM0 177H2L0 175ZM5 177V176H4ZM70 178L71 177H75V176H69ZM81 177V176H80ZM89 177V176H88ZM91 177V176H90ZM163 177V178H164ZM176 177V176H175ZM182 177V179H183ZM6 178V177H5ZM8 178V176H7ZM77 178V177H76ZM75 178V179H76ZM82 178V177H81ZM178 178V176L176 177ZM181 178V177H180ZM186 178V179H185ZM216 178V177H215ZM222 178V177H220ZM219 178V179H220ZM227 178V176H226ZM237 178V177H236ZM69 179V178H68ZM65 178V180H68ZM71 179H74V178H71ZM101 179V180H100ZM135 179L137 180L138 178L135 177ZM104 180V181H105ZM165 180V179H164ZM196 180V179H194ZM221 180V179H220ZM224 180H225V177H224ZM230 180V179H229ZM50 181V182H49ZM57 182V187L54 186L53 183L51 182ZM71 181V180H70ZM78 181V180H77ZM80 181V180H79ZM91 181V180H90ZM103 181V180H102ZM103 181V182H104ZM197 181V180H196ZM223 181V180H222ZM8 182V181H7ZM67 182V181H66ZM65 182V183H66ZM74 182V181H73ZM113 182V181H112ZM134 182V181H133ZM72 183V181H71ZM93 183V181H92ZM101 183V182H100ZM100 183L98 185H100ZM106 183H108L106 181ZM157 183V182H156ZM210 183V182H208ZM8 184V183H7ZM64 184V182H63ZM74 184V183H73ZM101 184H105V183H101ZM110 182L108 184H105L109 186ZM112 184V183H111ZM56 185V184H55ZM164 185V186H165ZM199 185V184H198ZM208 185H211V184H208ZM16 186H18L19 188L20 187H23V189L25 188L26 190L25 191H21L20 193H16L15 192V189H16ZM115 186V187H113ZM202 186V185H201ZM63 187V186H62ZM66 187V186H65ZM97 187V185H96ZM95 187V188H96ZM99 187H103V186H99ZM112 188H115V192L118 188H116V185H112L111 186ZM118 187V186H117ZM159 186H157L156 188H158ZM209 186H207L208 188ZM211 187V186H210ZM98 188V187H97ZM96 188V189H97ZM107 189H109L108 187H105ZM161 188V186H160ZM206 188V191L208 190ZM62 190H64L63 188H60ZM99 189V188H98ZM105 190V191H108V190ZM103 190V189H101ZM110 190V189H109ZM114 190V189H112ZM187 190V189H186ZM185 190V191H186ZM111 191V190H110ZM109 191V192H110ZM118 191V190H117ZM184 191V190H183ZM210 191V189H209ZM104 192V191H103ZM108 192V193H109ZM121 193H123L122 191H120ZM120 192H116V194L114 193V195L111 193H109V196L110 195L112 196V198H115L116 201L118 200H123L122 196L123 194H121ZM208 192V191H207ZM9 193V194H8ZM42 193V192H41ZM45 193V192H44ZM43 193V194H44ZM61 194V193H60ZM64 194V193H63ZM106 193L104 192L103 195H105ZM207 194V193H206ZM9 195V196H8ZM108 195V194H107ZM70 196V195H69ZM106 196V195H105ZM104 196V197H105ZM127 196V195H125ZM136 196V198H137ZM67 197V196H66ZM66 197L64 198V195H63V199L67 200ZM107 197V196H106ZM105 197V198H106ZM124 197V196H123ZM203 197V196H202ZM9 200H8V199ZM12 198V197H11ZM68 198V197H67ZM132 198V197H131ZM69 199V198H68ZM72 199V198H71ZM77 198L75 197V200ZM130 199V198H129ZM45 200V199H44ZM109 200V198H108ZM135 200V199H133ZM219 199H217L218 201ZM47 201V199H46ZM68 201V200H67ZM78 201L81 202L80 198L78 199ZM132 201V200H130ZM136 201V200H135ZM221 202V200H219ZM95 202V200H94ZM134 202V201H132ZM131 202V203H132ZM184 203V201H182ZM112 203V202H111ZM114 203V202H113ZM129 202V204H131ZM181 203V204H183ZM16 204V205H15ZM114 204H117L118 206V203H114ZM125 204H127L125 202ZM222 204V202H221ZM43 205L45 206L39 213H38V208L41 209L43 207ZM70 205V204H69ZM78 205V204H77ZM95 205H98V204H95ZM100 205V204H99ZM124 205V204H123ZM128 205V204H127ZM126 205V206H127ZM116 206V205H115ZM121 206V204L119 205ZM129 206V205H128ZM222 206V205H221ZM11 207V206H10ZM41 207V208H40ZM71 207V206H70ZM70 207L68 208V210L70 209ZM93 207H95L93 205ZM186 207V206H185ZM67 208V207H66ZM120 208V207H118ZM117 208V209H118ZM121 208L123 209V206H121ZM125 208V207H124ZM128 208V207H127ZM14 209V207H13ZM61 209V208H60ZM73 209V208H72ZM129 209V208H128ZM128 209L125 208V210L128 211ZM187 209V208H186ZM62 210V209H61ZM71 210V209H70ZM74 210V209H73ZM73 210H72V213H73ZM95 210V209H94ZM192 210V209H191ZM126 211V212H127ZM187 211L189 212V210L187 209ZM60 212V214L58 213ZM78 212V211H77ZM81 213V212H80ZM1 214V213H0ZM13 214V213H12ZM76 214V213H75ZM127 214V213H125ZM192 217V219L197 223V225L200 227V229L202 231H209V230H212L213 229V225H214V222L217 221L219 219V215L214 213L213 211L211 210H208V212L204 213L206 217H208V221L207 222H204L202 219H200L199 217L196 216V214H194L193 212H190L189 213ZM231 214L232 216V213L229 212V215ZM14 215V214H13ZM1 216V215H0ZM226 216V215H225ZM238 217V216H237ZM233 218V216H232ZM4 219V217H3ZM207 219V218H206ZM9 220V219H8ZM14 220H17L16 217ZM86 220V219H85ZM84 220V221H85ZM221 220V218L219 219ZM241 220V219H240ZM24 221V222H25ZM88 221V220H87ZM100 221V220H99ZM236 221V220H235ZM242 221V220H241ZM7 222V221H6ZM14 222V221H13ZM60 222H62L63 224L67 225L69 227V229L67 227H64ZM18 223V222H17ZM16 223V224H17ZM244 223V222H242ZM10 224V223H9ZM9 224H7L9 226ZM20 224V223H19ZM26 224V223H25ZM29 224V223H28ZM27 224V225H28ZM87 224V223H86ZM6 225V224H5ZM22 225V223H21ZM7 226V227H8ZM19 226V225H18ZM88 226V225H87ZM225 226V225H224ZM230 226V225H229ZM15 227V226H14ZM93 227V225H92ZM101 227V226H99ZM198 227V228H199ZM215 227V226H214ZM5 228V227H4ZM82 228V229H81ZM216 228V227H215ZM226 228V227H225ZM230 228V227H229ZM16 229V228H14ZM94 229V227H93ZM103 229V228H102ZM1 230V229H0ZM3 230V229H2ZM21 230V229H20ZM95 230V229H94ZM98 230V229H97ZM101 230V229H100ZM228 230V229H227ZM6 231V229L3 230V232ZM91 231V230H90ZM96 231V230H95ZM94 231V232H95ZM99 231V230H98ZM11 232V231H10ZM14 232V230H13ZM92 232V231H91ZM102 232V230H101ZM7 233H8V230H7ZM6 233V234H7ZM20 233V232H19ZM25 233V232H24ZM23 233V234H24ZM99 233V232H98ZM108 233V232H107ZM201 233V232H200ZM208 233V232H207ZM222 233V232H221ZM231 233H234L233 231ZM0 234H3V233H0ZM5 234V233H4ZM3 234V235H4ZM12 234V233H11ZM22 234V235H23ZM32 234V233H31ZM102 234H104L102 232ZM220 234V233H219ZM97 235V234H96ZM111 235V234H110ZM206 235V234H205ZM229 235V234H228ZM232 235V234H231ZM5 236V235H4ZM7 236V235H6ZM13 236V235H12ZM21 236V234H20ZM98 236V235H97ZM103 236V235H102ZM208 236V234H207ZM210 236V235H209ZM213 236V235H212ZM235 236V234H234ZM9 237V234L8 236ZM23 237V236H22ZM21 237V238H22ZM81 237V236H80ZM105 237V236H103ZM220 237V236H218ZM5 237H3L4 239ZM37 238V237H36ZM92 238V237H91ZM196 238V237H195ZM199 238V237H198ZM212 238V237H211ZM225 238V237H224ZM231 238V237H229ZM19 239V237H18ZM35 239V237H34ZM67 239H68V243H67ZM106 239V238H105ZM220 239V238H219ZM234 239V238H232ZM8 240V238H7ZM109 240V239H108ZM200 240V239H199ZM4 241V240H3ZM71 241V239H70ZM107 241V240H106ZM195 241V240H194ZM202 241V240H201ZM201 241H198L200 243H202ZM221 241V240H220ZM228 241V240H227ZM1 242V241H0ZM18 242V241H16ZM226 242V241H225ZM13 243V242H12ZM15 243V242H14ZM33 243V242H32ZM31 243V244H32ZM40 243V242H39ZM106 243V242H105ZM191 243V242H190ZM193 243V242H192ZM205 243V241H203V244ZM227 243V242H226ZM8 244V243H7ZM5 244V245H7ZM18 244V243H17ZM29 244V243H28ZM34 244V243H33ZM188 244V243H186ZM202 244V245H203ZM230 244V243H229ZM2 245V243H1ZM232 245V244H231ZM3 246H4V243H3ZM30 246V245H29ZM42 246V244H41ZM39 246V247H41ZM75 246V244H74ZM98 246H100L98 244ZM2 247V246H1ZM17 247V246H16ZM186 247V246H184ZM189 247V248H188ZM197 247V246H196ZM198 247H199V244H198ZM208 247V245H207ZM20 248V247H19ZM100 248V247H99ZM107 248V247H106ZM187 248L189 249V251L191 250L190 249V246H187ZM202 248V247H201ZM18 249V248H17ZM44 249V248H43ZM103 249V248H102ZM186 249V248H184ZM198 249V248H197ZM101 250V249H100ZM134 250V248L132 249V251ZM187 250V249H186ZM204 250V249H202ZM256 250V249H255ZM22 252V251H21ZM20 252V253H21ZM25 253V252H24ZM44 253V252H43ZM148 253V252H147ZM190 254L192 253L191 251L189 252ZM207 253V252H206ZM5 254V253H4ZM49 254V252H48ZM111 254V253H110ZM109 254V255H110ZM118 254V253H117ZM116 254V255H117ZM179 254V253H178ZM195 254V253H193ZM18 255V254H17ZM114 255V256H116ZM148 255H150V253H148ZM180 255V254H179ZM192 255V254H191ZM20 256V255H19ZM124 256V255H123ZM185 256V254H184ZM183 256V258H184ZM193 256V255H192ZM195 256V255H194ZM198 256V255H197ZM1 257V256H0ZM21 257H25L24 255L21 256ZM45 257V256H43ZM49 257V256H48ZM120 257V256H118ZM125 257V256H124ZM148 257V256H147ZM191 257V256H190ZM150 258V256H149ZM180 258V257H178ZM201 258V257H200ZM199 258V259H200ZM18 259V258H17ZM23 259V258H22ZM126 259V258H125ZM196 259V256L195 258ZM4 260V259H3ZM3 260L1 261L3 263ZM127 260V259H126ZM182 260V259H181ZM184 260V259H183ZM187 260V259H186ZM178 261V260H177ZM201 261V260H200ZM200 261H197V260H194V261H191L190 260V263L188 264H199ZM132 262V261H131ZM185 262V260H184ZM5 263V261H4ZM180 263H182L180 261ZM26 264V262H25ZM49 264V263H48ZM126 264V263H125ZM130 264V263H129ZM136 264V263H135ZM183 264V263H182ZM203 264V263H201Z\"/></svg>", "mask_w": 264, "mask_h": 264}]
</instances>
